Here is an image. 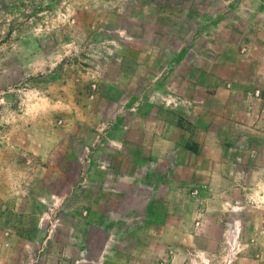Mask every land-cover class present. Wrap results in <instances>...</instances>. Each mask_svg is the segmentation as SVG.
I'll use <instances>...</instances> for the list:
<instances>
[{
  "label": "rangeland",
  "instance_id": "374dc122",
  "mask_svg": "<svg viewBox=\"0 0 264 264\" xmlns=\"http://www.w3.org/2000/svg\"><path fill=\"white\" fill-rule=\"evenodd\" d=\"M0 264H264V0H0Z\"/></svg>",
  "mask_w": 264,
  "mask_h": 264
},
{
  "label": "crops",
  "instance_id": "0c3cea01",
  "mask_svg": "<svg viewBox=\"0 0 264 264\" xmlns=\"http://www.w3.org/2000/svg\"><path fill=\"white\" fill-rule=\"evenodd\" d=\"M203 24V23H202ZM239 27V26H238ZM238 27H235V28H233L236 32H238L239 31V28ZM211 87H213V86H211ZM209 164H210V161L207 159V158H202L201 159V164L200 165H197V163H195L194 164V167H192V169H196V170H201V169H203L204 167L205 168H210V166H209ZM215 164H216V162H215Z\"/></svg>",
  "mask_w": 264,
  "mask_h": 264
}]
</instances>
